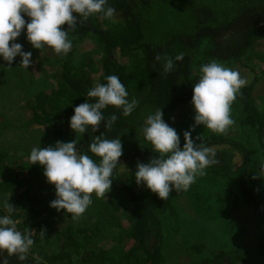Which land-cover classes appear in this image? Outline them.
Wrapping results in <instances>:
<instances>
[{
    "label": "trees",
    "instance_id": "obj_1",
    "mask_svg": "<svg viewBox=\"0 0 264 264\" xmlns=\"http://www.w3.org/2000/svg\"><path fill=\"white\" fill-rule=\"evenodd\" d=\"M108 5L115 9L112 19L95 14L82 24L77 22V28L69 33L73 45L69 54L56 59L46 57L59 66L48 74L58 82L55 87L32 80L26 83L13 65L16 58L11 65L0 58L1 96L13 99L29 90L33 94V118L47 127L39 133L42 146L77 139L78 154L92 155L88 151L92 135L105 132V138L120 136L123 142L121 135L130 123L129 116L109 106L104 110L105 117H118L110 129L105 131L104 122L95 133L89 129L82 135L70 129L74 107L85 100L93 102L87 90L106 82V76H118L129 99L144 94L140 104L155 105L168 115L191 102L192 85L199 78L197 66L213 59L223 64L237 63L240 75L245 77L246 65L250 66L248 62L258 53L260 60L251 62L249 72H256V66L262 70L236 94L237 109L230 113L238 119L234 125L237 130L204 139L216 153L218 163L208 167L202 177L211 192L217 193L213 202L220 209L232 205L231 212L236 209L245 216L262 217L264 194L262 190L254 191L249 169L250 160L259 155L264 159V106L258 105L254 95L264 77V56L255 50L258 42L264 41V0H108ZM24 18L26 22L30 19ZM67 27L61 26L64 30ZM25 37L22 32L16 42ZM178 54L184 55L183 61H175ZM157 55L160 61L155 59ZM165 58L174 61L170 72L164 71ZM1 121L0 115V135L4 130ZM246 137L255 139L252 151L244 141ZM156 156L151 145L140 151L122 147L110 191L100 199L92 194L93 202L86 212L72 219L64 210L49 206L56 198L54 188L35 164L24 157L12 162L0 148V215H8L3 204L9 198L15 208L11 218L17 230L34 240L25 261H18L15 255L9 257L6 252L0 253V258H6L8 264H183L175 259L167 243L170 231L166 217L175 221L190 219L180 200L191 191L200 204L203 195L193 185L187 191H172L168 199L162 200L143 185L138 186L134 178L137 163H148ZM93 159L98 161L95 156ZM212 218H206V223ZM202 225L192 223L195 230ZM257 227L264 231L262 225ZM173 229L176 232L179 228H172L171 233ZM260 240L264 249V233ZM182 244L190 247L187 252L201 255L195 264H235L240 261L241 251L244 257L249 256L244 248L205 253L207 240L196 244L186 240Z\"/></svg>",
    "mask_w": 264,
    "mask_h": 264
},
{
    "label": "clouds",
    "instance_id": "obj_2",
    "mask_svg": "<svg viewBox=\"0 0 264 264\" xmlns=\"http://www.w3.org/2000/svg\"><path fill=\"white\" fill-rule=\"evenodd\" d=\"M95 14L112 19L115 9L108 5V0H0V58L11 65L19 56V66L25 70L29 68L32 52L23 51L22 45L16 42L22 32L32 48L47 47L58 56H66L73 46L69 33L77 28V22L82 24ZM25 16L30 18L28 22ZM65 24L67 30L61 28ZM155 59L160 61L161 56L157 55ZM183 59V54L175 56V61ZM173 68V59L165 58L164 71L170 72ZM199 73L198 81L192 85L194 125L183 133L182 147L180 135L165 122L161 108L150 112L142 124L143 139L158 156L148 163H137L134 178L138 186L143 185L162 200L168 199L172 191H187L197 177L206 174L208 167L218 163L213 149L205 145L203 137H196L202 141L197 144L192 131L195 126H203L217 134L225 133L235 123L230 115L231 104L248 82L238 70L214 59L202 64ZM105 80L87 90V96L93 98V102L85 100L74 107V114L69 118L74 133L83 135L89 129L95 133L101 122H104L105 131L110 129L118 117L116 114L105 117L104 110L109 106L121 110L124 117L130 116L137 107V99H129L118 76L108 75ZM77 144L74 139L57 141L43 148L33 147L28 157L31 165L42 166L47 182L55 187L56 198L49 206L57 211L64 210L72 219H78L86 212L93 202V193L99 198L110 191L111 177L122 156L120 136L107 139L105 132L92 135L88 144L92 155L78 154ZM3 207L8 215H0V253L6 252L9 257L15 255L23 262L34 240L17 230L16 222L11 218L15 208L9 198ZM0 264H8V260L0 258Z\"/></svg>",
    "mask_w": 264,
    "mask_h": 264
},
{
    "label": "rangeland",
    "instance_id": "obj_3",
    "mask_svg": "<svg viewBox=\"0 0 264 264\" xmlns=\"http://www.w3.org/2000/svg\"><path fill=\"white\" fill-rule=\"evenodd\" d=\"M263 42V40H260L257 44V48L255 49L256 51H259L262 56H264ZM17 43L22 45L23 51L32 52V63L27 70L19 66V56L15 57L17 62L13 64L15 68L18 67V69L22 72L26 83L32 80V82H40L44 86L55 87L58 82H56L55 77L51 78L48 74L52 73L54 69H59V66H56L57 63H50L46 57H53L52 59H56L58 55H56L52 49L47 47L41 50L33 49L26 37L17 41ZM259 60V55L256 53L248 62L250 66L246 65L247 68L245 70L248 72L245 78L248 80L247 83H250L252 81V77L257 72L262 70V67L256 66V72H249L253 68L251 62ZM225 65L239 71L237 63ZM196 68L199 70L200 67L197 66ZM198 74H200L199 71ZM45 75H48L49 78L46 79ZM45 88V90H47L48 87ZM27 91L20 92L19 95L13 99L8 98V95L6 94L5 96L4 94L1 96L0 92V115L2 118V127L4 129L0 135V148L3 153L7 154L8 159L12 162L20 161L23 157L27 161H30L28 157L31 149L38 146L43 148L42 145H44L43 142L39 140L41 136L39 133L46 131L47 127L35 122L33 118L35 111L32 109L30 104L33 94ZM30 94L32 95L30 96ZM254 95L257 99L256 101H258V105L260 104V107L264 106V77H262L257 83ZM134 98L138 101L136 107L137 109L127 118L130 123L128 129L121 135V139L123 141L122 147H129L132 151H140L141 148L150 146V144L145 142L143 139L142 124L146 116L150 112H154L157 108L152 104H140V102L145 98L144 94L140 96L137 95ZM233 109H237L234 101L231 104V113L233 112ZM230 115L236 123L238 119L234 118L232 114ZM194 116V107L190 102L171 114H163V119L169 124V126L177 131L180 135V142L184 143L183 133L190 130V128L194 125ZM235 123L226 132L235 131ZM239 131L240 129L238 132ZM213 134L217 133H214L206 128L204 129L203 126H195L192 131V138L195 141H201L196 139V137H203L204 140L209 135ZM245 134L246 133H244L242 137ZM253 140L255 139L249 137H246L244 140L251 151L253 150V143H255ZM262 164H264V159L260 155L257 158L250 160L249 172L252 177H250L249 180L250 184L254 185V191L259 193V191L262 190V193L264 194V165ZM35 165L38 167V170L40 169V171H42V166L38 164ZM43 177L46 178L44 175ZM193 185H196L197 187L195 191H198L203 195L202 202L199 204L195 199V196L190 194L192 193L191 191L187 196L180 200L182 210H185L187 212L186 215H190L191 218L184 220L183 217L179 219V221H175L174 218L166 217L168 220L167 225L169 227L167 230L170 231V233H167L166 239L167 243L172 248L171 250L175 252V259L179 260V262L183 264H195L197 260H200L201 255L195 256L194 254L187 252L190 247L184 246L182 243L189 240L192 244H196L207 240V245L205 244L204 248L205 253H210L212 251H236L237 249L244 248L245 250H249V256L244 257V252H239L238 255H240L241 258L240 261L235 264H264V249L263 244H261L263 242L260 240V236L264 233V231L258 229L257 227L258 224L264 227V222L262 221L264 220V214H262V217L259 215H256L255 217L253 215L251 217L245 216L236 209L231 212V208L234 207L232 205H226V207L220 209V205L213 202L217 193L211 192L206 178L197 177L196 181L191 186ZM50 186L54 188L52 194H55L54 185L51 184ZM214 190L215 189H213V191ZM100 198L101 197H99V199ZM208 217L214 218L206 223ZM200 222L203 224L202 227L199 228V230H195L192 227V223L199 224ZM207 224L208 227L205 226ZM174 227H178L179 229L178 231L176 230V232H174L175 230L173 229V232L171 233V229Z\"/></svg>",
    "mask_w": 264,
    "mask_h": 264
}]
</instances>
